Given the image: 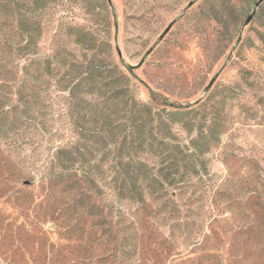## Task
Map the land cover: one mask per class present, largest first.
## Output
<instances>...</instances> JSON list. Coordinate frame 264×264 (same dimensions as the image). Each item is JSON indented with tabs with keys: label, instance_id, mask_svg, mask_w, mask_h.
<instances>
[{
	"label": "rangeland",
	"instance_id": "1",
	"mask_svg": "<svg viewBox=\"0 0 264 264\" xmlns=\"http://www.w3.org/2000/svg\"><path fill=\"white\" fill-rule=\"evenodd\" d=\"M72 1L66 20L107 40V60L126 74L130 98L168 108L205 101L200 110L217 117L219 143L192 159L193 171L181 167L166 179V196L177 205L171 212L156 211L160 201L147 196V210L122 202L107 216L73 208L72 194L39 181L52 152L44 141L46 149L0 160V264H264L253 202L264 180V0H99L100 10L93 0ZM55 22L45 28L42 53ZM63 94L53 91L55 109ZM44 130L56 142L68 133L59 119ZM157 135L184 149L195 131L173 123ZM88 150L90 161L97 153ZM141 156L161 166L159 154ZM180 158L173 152L164 163L182 165ZM91 194L89 203H103L96 186Z\"/></svg>",
	"mask_w": 264,
	"mask_h": 264
},
{
	"label": "trees",
	"instance_id": "2",
	"mask_svg": "<svg viewBox=\"0 0 264 264\" xmlns=\"http://www.w3.org/2000/svg\"><path fill=\"white\" fill-rule=\"evenodd\" d=\"M93 1L100 10L99 0ZM74 6L72 0H0V160L13 163L12 154L44 148V141L52 152L39 165V181L50 190L72 194L73 208H85L88 214L96 209L107 216L109 206L118 203L116 208H121L122 202L147 210V196L160 201L156 211L171 212L177 205L166 196V179L181 167L193 171L192 159L218 145L217 117L200 110L205 101L193 108H168L130 98L126 74L107 60V40L97 42L92 30L66 20ZM53 21L48 52L42 53V36ZM53 91L64 93L61 108H54ZM58 119L68 133L66 138L59 134L56 142L45 136L44 127ZM173 123L195 131L184 149L157 135ZM88 145L97 153L90 161L84 158ZM173 152L181 155L182 165L164 163ZM142 154H159L161 166ZM95 186L103 196L100 205L89 203ZM261 189L253 202L259 212L255 235L262 239L264 255V180ZM247 231L254 233L252 226Z\"/></svg>",
	"mask_w": 264,
	"mask_h": 264
},
{
	"label": "water",
	"instance_id": "3",
	"mask_svg": "<svg viewBox=\"0 0 264 264\" xmlns=\"http://www.w3.org/2000/svg\"><path fill=\"white\" fill-rule=\"evenodd\" d=\"M260 1H261V0L257 1V2L255 3V6H257V5L260 3ZM190 4H191V3H189V5H190ZM250 18H251V15H249V16L246 18V22L249 21ZM171 25H172V22L169 23L168 26L164 29V31L162 32V34L159 36V39H161V38L164 36V34L169 30V28H170ZM150 50H151V48L147 51V53H149ZM117 54H118V56H120V51H119L118 49H117ZM143 59H144V57L141 59L140 62H142ZM127 68H130V67L128 66Z\"/></svg>",
	"mask_w": 264,
	"mask_h": 264
}]
</instances>
